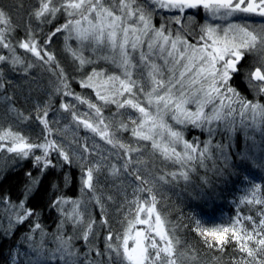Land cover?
<instances>
[{"label":"snow or ice","instance_id":"obj_1","mask_svg":"<svg viewBox=\"0 0 264 264\" xmlns=\"http://www.w3.org/2000/svg\"><path fill=\"white\" fill-rule=\"evenodd\" d=\"M149 3L177 10L180 15L173 22L181 25V30L174 33L166 24L155 27L152 24L153 9ZM37 5L29 15L38 21L51 23L49 17L54 19L58 13L66 15V22L50 34L48 41L56 33H68L65 36L66 43L70 39L78 42V48L69 47L68 50L81 68L97 62L83 54L87 48L97 59L119 69L118 73L110 74L105 69L93 67L80 81V86L91 88L96 100L102 104L70 91L64 71L56 63L55 56L40 50L31 28L27 30L25 39L17 41L14 46L11 34L15 32V27L10 13L3 7H0V48L7 49L8 55L0 54V62L8 64L14 71L18 65L25 64L24 59L17 54L18 47L45 64H55L59 73L51 67L49 70L58 75L63 94L72 95L76 101L87 105L89 111L80 114L75 110V105L67 103H61L60 107L70 112L72 121L78 127L82 125L106 144L119 150L116 155L123 163H113L107 171L113 178L125 174L133 178L129 182V187L133 188V198L129 200L125 197L117 209L123 215L120 221L124 226L123 231L110 230L104 238L105 251L100 252L91 240L96 234L97 221L87 212L84 199L72 200L63 195L57 196L48 205L62 217L54 237L57 247L45 250V233L40 223H34L26 239L31 241L32 235L39 231L41 241L39 245L29 243L34 259L30 255L28 264H46L49 259L56 258L63 261V264H104L103 260H90L89 255L92 253L100 257L107 256V264H182L181 255L195 262V249H192L190 256L187 251L178 254L181 241L175 236L174 230L168 229L167 220L157 209L155 182L141 174V166L147 163L144 154L150 145L154 157L158 156L178 166L176 171L160 175V182L169 183L168 177L173 181L181 178L187 181L191 171L197 166H205V161L211 158V137L218 130L222 129L230 135L238 127L242 128L245 139L252 141L254 146L256 141L254 136L249 135V131L258 132L264 137V103L260 99L249 100L230 83L234 76L241 73V64L247 56L255 54L257 64L244 72V79L256 97L264 98V22L254 25L247 20L237 22L233 19L242 14L264 20V0H148V3H141V0H59V4L57 0H37ZM188 9H203L211 19L227 23L200 25L197 42L190 43L183 35L184 22L181 19ZM193 19L188 17L189 21ZM32 67V63H27L25 72ZM0 87H3L2 83ZM56 91L59 93L61 88L57 87ZM109 104L117 108L111 118L105 117L103 111ZM189 105H195V110H190ZM49 107L48 104L43 108L37 106L35 119L44 126L45 133L51 134L53 130L46 119ZM129 108L139 115H128L127 121L121 119L117 122L116 116L126 114L120 110ZM19 115L22 122L31 119L23 113ZM168 118L175 124L191 125L207 131L210 138L204 142L198 139L188 141ZM121 131H130L133 139L124 141L118 135ZM81 147L83 152L91 155L86 145ZM95 147L100 146L97 144ZM215 147L223 156L225 145L216 144ZM260 147L262 155L259 160L264 167V141ZM37 150L40 154H36ZM0 151H7L21 160L32 158L33 168L38 169L40 174L33 176L31 171L25 174L27 183L23 198L18 202L13 203L8 197L0 199L9 222L8 229L3 232L4 236L10 235L14 227L22 226L32 217L38 218L40 213L28 207L27 202L39 194L48 170L61 167L50 158L52 152L58 154V160H62L64 165L71 166L74 160L78 161L81 192L91 194L88 202L95 201L101 208L100 225L108 226V220L104 217L106 209L96 194L98 174L103 171L101 161L93 162L75 150H66L63 144L49 139L48 135L43 137V142L33 143L20 132L2 127ZM240 156L239 162H230L224 156V169L243 171L248 167L250 159L256 162V158L249 156L248 152H242ZM107 159L101 157V160ZM64 180L66 184L70 182L68 174H65ZM205 183L208 181L205 180ZM261 190V185H253L250 195L240 201L262 206L257 209L258 221L251 215L239 214L227 226L205 228L199 220L196 221L193 230L203 238L207 247L223 251L226 245L235 243L234 252L239 255L232 257L231 264H264V198L258 195ZM140 193H147L148 196H141ZM107 199L113 200V197L109 195ZM245 221L248 223L245 224ZM65 223H71L74 230H79V236H66L61 231ZM137 225H145L146 228H137ZM75 239L83 240L88 247L83 258L74 246Z\"/></svg>","mask_w":264,"mask_h":264},{"label":"trees","instance_id":"obj_2","mask_svg":"<svg viewBox=\"0 0 264 264\" xmlns=\"http://www.w3.org/2000/svg\"><path fill=\"white\" fill-rule=\"evenodd\" d=\"M141 3H148V0H141ZM21 4L23 7H21ZM57 4H59V0H57ZM34 6H38L37 0H0V7L10 13L15 27V32L11 34L13 45L15 46L17 41L25 39L27 30L31 28L40 50H46L55 56L56 63L64 71L70 91L87 97L94 103L102 104L101 101L96 100L95 92L91 88H82L80 86V81L91 72L93 67L105 69L110 74L118 73L119 69L114 65L97 59V56L87 48L84 49L83 54L86 57L97 60V62L94 65H85L81 68L79 62L74 60L72 53L68 50L69 47L72 49L78 48V42L75 39H70L66 43L65 36L68 33H56L55 36H52L51 41H48L50 34L66 22V15L58 13L54 19L49 17L51 23L41 22L29 15ZM149 7L153 9L152 24L155 27L159 28L162 24H166L174 33L177 30H181V25L173 22V19L180 15L177 10L160 8L150 3ZM189 16L194 18L193 21L188 20ZM181 19L184 22L183 35L190 43L197 42L200 25L205 23L223 25L227 23V21L211 19L203 9L185 10ZM233 19L237 22L247 20L254 25H258L255 21L260 18L241 14ZM262 21L264 22V20ZM145 50L147 49L145 48ZM16 51L24 59L25 64L18 65L15 71L8 64L0 62V83L3 84V87H0V127L18 131L29 137L33 143L43 142V137L48 135L49 139L63 144L66 150L69 148L75 150L78 154H83L93 162L101 161L103 171L98 174L96 194L100 196L106 209L104 217L108 220V226L100 225L101 208L95 201L88 202L91 194L81 192V172L78 161L74 160L71 166L64 165L62 160H58V154L52 152L50 158L54 163L58 162L61 167L48 170L40 185L39 194L27 202L28 207L35 208L40 213L38 218L32 217L22 226L14 227L10 235L4 236L3 232L8 229L9 222L8 214L3 211L4 205L0 204V264H28L30 255L34 259V254H31L29 249V243L39 245L41 234L39 231L34 233L31 241L27 240L26 237L29 235L32 225L36 222L41 224L45 233L43 240L45 250H53L57 247L54 237L57 234V227L62 217L56 209L49 208L48 205L51 200L60 195L72 200L84 199L87 212L97 221L96 234L91 237L92 244L95 249L104 252V238L108 232L110 230L113 232L123 231L124 226L120 223L123 220V215L117 209L124 202L125 197L129 200L133 198V188L129 187V182L133 178L128 177L126 174L118 178L109 176L107 169L111 164L123 163V160L118 159L116 155L119 150L113 148L110 144H106L99 136L84 129L82 125L78 127L72 121L70 112H65L60 107L61 103H67L75 105V110L80 114L89 111L87 105L79 103L72 95L65 96L63 94L64 89L60 85L58 75H54L53 71L49 70L51 67L56 73H59V69L55 68V64H45L31 53L25 52L24 49L18 47ZM0 54L8 55V50L0 48ZM157 62L162 63V61ZM27 63H32L33 67L28 68L25 72ZM256 64L257 56L255 54L247 56L241 64V73L234 76L230 83L249 100L260 99L264 103V98L256 97L248 88L247 81L244 79V72L255 67ZM57 87L61 88L59 93L56 91ZM46 104L50 105L46 119L53 130L51 134L45 133L43 131L44 126L35 119L37 106L43 108ZM188 107L190 110H195V105H189ZM103 111L105 117L111 118L117 112V108L115 105L109 104L104 107ZM120 111L126 114L124 116H116L115 120L117 122L121 119L127 121L128 115H139V113L130 108ZM20 113H23L24 116H30L31 119L22 122ZM168 119L177 130L183 133L188 141L198 139L200 142H204L210 138L207 131L193 128L191 125L175 124L170 118ZM236 119L239 121V116ZM65 129H67L66 132L63 131ZM118 135L126 142L133 139L130 131H121ZM249 135L254 136L255 146L252 141L245 139V131L242 128L238 127L237 131L230 135L226 134L222 129L218 130L211 137L213 141L211 158L205 161V166H197L194 171H191L187 181L182 178L178 181H173L171 177H168L169 183L160 182L158 180L160 175L176 171L178 166L163 161L158 156L154 157L151 153L150 145L145 152L144 159L147 163L146 166H141V174L155 182L154 193L158 200L157 209L167 220L168 229L170 231L174 230L175 236L181 241L178 254L187 251L190 256L192 249H195L197 254L195 262L181 255L182 264H231L232 257L239 255V253L234 252V242L226 245L223 251L207 247L203 238L193 230L196 228L197 220L205 228L227 226L238 214L240 216L251 215L257 221L259 220L257 209L261 208V205H248L240 202L243 197L250 195V190L255 184L262 186V190L258 195L264 198V167L261 166V161L259 160L262 155L260 146L262 141H264V137L258 132L253 133L251 131H249ZM75 141H78V143ZM97 144L100 146L99 148L95 147ZM216 144L225 145L223 156L215 147ZM81 145H86L91 155L83 152ZM242 152H248L249 156L256 158V162L250 159L248 167L243 171H234L232 168L224 169V156H227L230 162H239ZM36 154H40L39 150L36 151ZM102 156L108 157V159L101 160ZM29 171L32 172L33 176L40 175L38 169L33 168L32 158L21 160L17 159L14 154L0 151V199L8 197L13 203L21 200L27 183L25 174ZM221 171H223L222 175L220 174ZM65 174L70 177V182L67 184L64 180ZM205 180L208 183H205ZM52 185H56V187L53 188ZM109 195L113 197V200L107 199ZM139 195L148 196L147 193H140ZM87 219L88 217L86 216ZM244 223L247 224L248 222L245 221ZM141 226L137 225V228H141ZM61 231L66 236H79V230H74L71 223H65ZM73 243L80 252L81 258H83V254L88 252L85 242L81 239H75ZM26 253L28 255H25ZM89 259L103 260L104 264H107L108 258L107 256H96L92 253L89 255ZM46 264H63V261L58 258L49 259Z\"/></svg>","mask_w":264,"mask_h":264},{"label":"rangeland","instance_id":"obj_3","mask_svg":"<svg viewBox=\"0 0 264 264\" xmlns=\"http://www.w3.org/2000/svg\"><path fill=\"white\" fill-rule=\"evenodd\" d=\"M26 1H29V0H26ZM258 18H260V17H258ZM260 19H262V18H260ZM260 19L256 20L255 23H257L258 25H259L260 23H262L263 21L260 20ZM248 22L252 23L251 21H248ZM153 219H154V218H153ZM141 228H146V226H145V225H142Z\"/></svg>","mask_w":264,"mask_h":264}]
</instances>
